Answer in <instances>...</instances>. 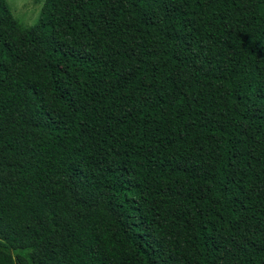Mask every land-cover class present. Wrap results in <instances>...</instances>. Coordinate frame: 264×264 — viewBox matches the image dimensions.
Wrapping results in <instances>:
<instances>
[{"label":"trees","instance_id":"1","mask_svg":"<svg viewBox=\"0 0 264 264\" xmlns=\"http://www.w3.org/2000/svg\"><path fill=\"white\" fill-rule=\"evenodd\" d=\"M0 264H264V0H0Z\"/></svg>","mask_w":264,"mask_h":264},{"label":"rangeland","instance_id":"2","mask_svg":"<svg viewBox=\"0 0 264 264\" xmlns=\"http://www.w3.org/2000/svg\"><path fill=\"white\" fill-rule=\"evenodd\" d=\"M14 17L25 27L37 24L45 0H6Z\"/></svg>","mask_w":264,"mask_h":264}]
</instances>
